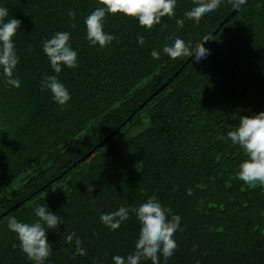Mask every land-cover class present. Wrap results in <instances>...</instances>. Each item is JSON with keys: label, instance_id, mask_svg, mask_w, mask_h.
<instances>
[{"label": "trees", "instance_id": "trees-1", "mask_svg": "<svg viewBox=\"0 0 264 264\" xmlns=\"http://www.w3.org/2000/svg\"><path fill=\"white\" fill-rule=\"evenodd\" d=\"M99 3L0 0L21 22L13 37L20 87L0 78V264H30L6 221L30 223L37 204L63 218L47 232L53 251L46 264H112V255L132 251V209L149 195L181 217L167 264H264V186L237 178L246 154L227 138L240 116L264 111V0L239 8L222 0L182 27L176 19L193 0H177L174 15L147 30L133 18L106 14L104 30L116 39L104 48L88 43L83 24ZM56 31L71 34L78 55L77 68L57 74L71 94L64 106L40 90L42 76L54 74L42 41ZM176 36L197 53L204 41L208 54L149 55ZM121 204L129 218L107 229L99 215ZM69 232L80 238L84 256L63 241Z\"/></svg>", "mask_w": 264, "mask_h": 264}, {"label": "clouds", "instance_id": "clouds-1", "mask_svg": "<svg viewBox=\"0 0 264 264\" xmlns=\"http://www.w3.org/2000/svg\"><path fill=\"white\" fill-rule=\"evenodd\" d=\"M177 0H100L99 5L84 17L85 38L91 46L104 48L116 39L115 35L104 30L106 14H122L133 18L144 29H151L160 23L165 15H174ZM222 0H193V6L183 12V18H177L176 24L182 27L184 19L198 23L203 14L213 12ZM245 0H232V6L239 8ZM69 17H75L74 11H68ZM20 20L9 16V9L0 5V78L9 88H19L21 81L15 75L19 55L15 48L13 37L20 29ZM68 31H56L50 38L43 39L41 51L46 56L54 74H45L40 80V90H47L51 99L59 106H64L71 99V94L60 81L58 75L62 68L75 69L78 67V55L70 44ZM170 42L163 44L157 50L152 49L149 55L159 59L161 54L171 59L195 54L197 60L205 58L208 50L203 46L204 41L197 45L198 53L194 51L191 42L186 43L179 36L170 37ZM138 46H143L144 37L137 35ZM227 138L232 144L239 146L246 158L238 166L236 176L248 187L264 186V111L240 116L238 125L228 131ZM225 139V137H220ZM89 191L92 188L89 187ZM191 195V189L186 190ZM132 211L138 222V231L133 249L126 255L114 254L112 264H141L142 260H150L151 264H167L176 248L174 233L183 230L181 217L163 205L155 195H149ZM35 219L30 223L22 222L15 216L7 218L8 231L15 234L20 251L30 264H46L53 251L48 241L47 232L63 224V218L49 209L46 204H37L33 208ZM129 218V208L121 204L114 211L101 213L100 223L109 230H116ZM65 243L74 245L73 255L84 256L86 249L74 232L63 236ZM196 245L192 246L195 251Z\"/></svg>", "mask_w": 264, "mask_h": 264}, {"label": "water", "instance_id": "water-1", "mask_svg": "<svg viewBox=\"0 0 264 264\" xmlns=\"http://www.w3.org/2000/svg\"><path fill=\"white\" fill-rule=\"evenodd\" d=\"M162 88H163V86H161L160 88H158L150 97H148L147 99H146V101L145 102H143L141 105H140V107H142L147 101H149L151 98H152V96H154V95H157V93L160 91V90H162ZM124 124V123H123ZM111 135L113 136L114 135V132H112L111 133ZM108 137H106L105 139H104V141H106V139H107ZM103 141V142H104ZM94 151H90V152H88L86 155H84L80 160H78L77 161V163H81L83 160H85V159H87V157L88 156H90L92 153H93ZM75 165V164H74ZM2 216H4V214L2 215Z\"/></svg>", "mask_w": 264, "mask_h": 264}]
</instances>
